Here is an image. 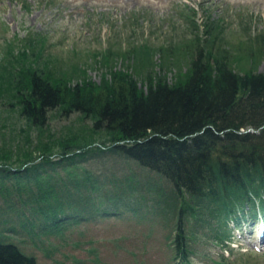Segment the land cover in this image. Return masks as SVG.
I'll return each instance as SVG.
<instances>
[{"label": "trees", "instance_id": "1", "mask_svg": "<svg viewBox=\"0 0 264 264\" xmlns=\"http://www.w3.org/2000/svg\"><path fill=\"white\" fill-rule=\"evenodd\" d=\"M202 25V34L196 33L191 43L143 42L96 51L95 63L105 69L100 81L78 64L75 71L82 79L71 81L72 72L56 68L44 56L46 40L38 34L26 36L18 52L9 43L0 65V97L11 93L12 104L37 127L47 123L55 108L93 119V136L85 142L83 134H73L39 141L38 151L22 150L15 158L13 152L0 154V171L16 177L12 184L22 205L16 202L15 207L39 212L61 229L60 214L67 213L63 198L72 194L68 184L79 187L81 180L90 185L96 181L94 172L79 162L95 152L107 153L136 162L173 185L178 205L173 264H194L186 221L198 218L204 223L209 215L216 222L213 237L228 250L219 252L211 264H264L244 252L230 256L233 247L223 244L246 208L252 209V220L259 210L264 216V68L256 70L264 57V34L256 36V46L247 42L237 54L229 45L215 44L220 20L207 17ZM183 58L188 63L180 67ZM119 59L126 61L124 68H118ZM239 61L251 66H239ZM100 132L106 137L95 143L92 138ZM12 160L21 161L12 165ZM90 189L86 196L93 199ZM122 195L112 198L117 201ZM0 264L39 263L35 255L2 238Z\"/></svg>", "mask_w": 264, "mask_h": 264}, {"label": "rangeland", "instance_id": "2", "mask_svg": "<svg viewBox=\"0 0 264 264\" xmlns=\"http://www.w3.org/2000/svg\"><path fill=\"white\" fill-rule=\"evenodd\" d=\"M207 17L221 22L215 44L229 45L237 54H242L247 42L256 46L254 39L264 34V0H0V65L9 43L18 52L26 36L38 34L46 40L44 56L56 68L72 72L71 81L82 79L81 72L75 71L77 64L88 69L92 80L100 81L105 69L96 65V51L143 42L154 46L191 43L196 33L202 34ZM124 63L119 59L118 68H124ZM178 63L183 67L188 62L183 58ZM237 65L250 67L251 63ZM263 68L264 57L256 70ZM175 73V68L168 73L170 80ZM11 97L9 92L0 97L1 155L13 152L15 158L22 150L38 151L39 141L83 134L85 142L93 136L89 135L93 119L79 111L66 114L52 109L47 123L37 127L12 104ZM94 136L95 143L106 137L101 132ZM54 147L59 150L58 145ZM20 161L12 160V165ZM79 165L94 172L95 185L82 180L79 187L68 184L72 194L63 198L67 213L60 214L59 230L39 212L15 207L20 198L12 184L16 177L0 171V239L15 242L35 255L39 264H173L178 205L171 182L136 162L107 153L89 154ZM90 186L93 199L86 196ZM21 194L30 200L29 193ZM119 194L123 198L114 201L112 196ZM246 210L237 228L230 221L233 230L223 244L233 247L230 256L244 252L264 263L263 211L252 220V209ZM207 218L204 223L198 218L186 221L194 264H211L219 252L228 253L213 237L215 218Z\"/></svg>", "mask_w": 264, "mask_h": 264}, {"label": "bare ground", "instance_id": "3", "mask_svg": "<svg viewBox=\"0 0 264 264\" xmlns=\"http://www.w3.org/2000/svg\"><path fill=\"white\" fill-rule=\"evenodd\" d=\"M261 240H263V241H264V235L261 237Z\"/></svg>", "mask_w": 264, "mask_h": 264}, {"label": "water", "instance_id": "4", "mask_svg": "<svg viewBox=\"0 0 264 264\" xmlns=\"http://www.w3.org/2000/svg\"><path fill=\"white\" fill-rule=\"evenodd\" d=\"M251 130V128H249Z\"/></svg>", "mask_w": 264, "mask_h": 264}]
</instances>
